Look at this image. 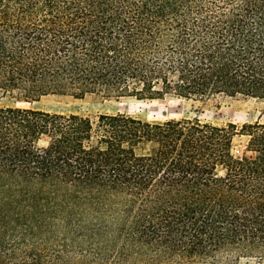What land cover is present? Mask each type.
Listing matches in <instances>:
<instances>
[{"label":"trees","instance_id":"trees-1","mask_svg":"<svg viewBox=\"0 0 264 264\" xmlns=\"http://www.w3.org/2000/svg\"><path fill=\"white\" fill-rule=\"evenodd\" d=\"M58 91L264 101V0H0V95ZM242 258L264 261V123L0 106V264Z\"/></svg>","mask_w":264,"mask_h":264},{"label":"rangeland","instance_id":"rangeland-1","mask_svg":"<svg viewBox=\"0 0 264 264\" xmlns=\"http://www.w3.org/2000/svg\"><path fill=\"white\" fill-rule=\"evenodd\" d=\"M0 106L39 110L51 114L79 115L95 118L101 114H124L145 122H161L171 119H198L216 126L264 123V101L237 96H211L200 100H184L166 96L159 100H136L132 97H116L104 92L83 96L69 91H58L41 96L36 101H22L0 95ZM247 139L235 135L231 142V154L238 158L245 152ZM238 264H264L251 258H242Z\"/></svg>","mask_w":264,"mask_h":264}]
</instances>
